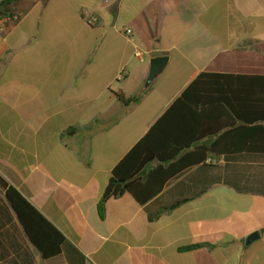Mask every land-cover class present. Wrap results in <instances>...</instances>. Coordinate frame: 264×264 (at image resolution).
<instances>
[{
    "label": "crops",
    "instance_id": "1",
    "mask_svg": "<svg viewBox=\"0 0 264 264\" xmlns=\"http://www.w3.org/2000/svg\"><path fill=\"white\" fill-rule=\"evenodd\" d=\"M203 71L264 74V0H18L0 16V176L67 238L43 259L0 186V261L264 264V154L218 157L145 205L126 193L98 212L114 168Z\"/></svg>",
    "mask_w": 264,
    "mask_h": 264
},
{
    "label": "trees",
    "instance_id": "2",
    "mask_svg": "<svg viewBox=\"0 0 264 264\" xmlns=\"http://www.w3.org/2000/svg\"><path fill=\"white\" fill-rule=\"evenodd\" d=\"M17 2L1 0L0 16H11ZM118 97L126 104L139 99L122 93ZM243 152L264 154V74L203 71L114 168L98 204L99 215L105 217L111 198L130 193L145 205L168 181L207 164L208 158ZM0 186L23 234L41 257L62 253L64 233L1 176Z\"/></svg>",
    "mask_w": 264,
    "mask_h": 264
},
{
    "label": "water",
    "instance_id": "3",
    "mask_svg": "<svg viewBox=\"0 0 264 264\" xmlns=\"http://www.w3.org/2000/svg\"><path fill=\"white\" fill-rule=\"evenodd\" d=\"M169 57L168 55H159V56H155L151 59L150 61V71H149V75L147 77L146 80V86L150 85V83L158 76L160 75L164 69L167 66ZM259 235V233H254L252 235H250L247 239V242H251V240H253L255 237H257Z\"/></svg>",
    "mask_w": 264,
    "mask_h": 264
},
{
    "label": "built area",
    "instance_id": "4",
    "mask_svg": "<svg viewBox=\"0 0 264 264\" xmlns=\"http://www.w3.org/2000/svg\"><path fill=\"white\" fill-rule=\"evenodd\" d=\"M1 1V0H0ZM97 18L96 17H91L87 20V22L91 25L96 23ZM132 32L131 29H126V33L130 34ZM218 162L217 158H208L207 163L209 164H216Z\"/></svg>",
    "mask_w": 264,
    "mask_h": 264
}]
</instances>
